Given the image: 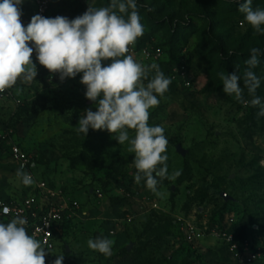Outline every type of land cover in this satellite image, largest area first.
Returning a JSON list of instances; mask_svg holds the SVG:
<instances>
[{
	"label": "rangeland",
	"instance_id": "374dc122",
	"mask_svg": "<svg viewBox=\"0 0 264 264\" xmlns=\"http://www.w3.org/2000/svg\"><path fill=\"white\" fill-rule=\"evenodd\" d=\"M110 2L52 0L48 18L74 19L89 6ZM136 3L144 32L128 54L139 63L158 64L171 79L148 123L164 128L168 173L179 171V177L161 181L159 196L143 180L137 184L128 142L119 144L107 130L90 128L86 136L77 131L86 110L96 111L80 74L61 81L34 54L35 80L18 81L0 93V199L20 200L34 190L35 182L24 186L16 175L22 164L11 148L19 144L29 154L33 178L46 179L80 201L79 217L65 223L58 238L55 255H64L63 264H227L222 230L253 244L264 241V117H257L258 108L226 95L218 74L242 76L250 49L259 48L253 71L261 81L256 96L264 102V34L238 11L243 0ZM20 7L26 27L34 6L24 0ZM252 7L264 9V0H253ZM184 61L190 88L175 75ZM251 98L245 89L244 99ZM134 135L129 130V137ZM222 193L233 199L226 201ZM190 223L197 227L194 241L188 237ZM97 237L114 241L110 256L88 247Z\"/></svg>",
	"mask_w": 264,
	"mask_h": 264
},
{
	"label": "clouds",
	"instance_id": "9594fccd",
	"mask_svg": "<svg viewBox=\"0 0 264 264\" xmlns=\"http://www.w3.org/2000/svg\"><path fill=\"white\" fill-rule=\"evenodd\" d=\"M24 0H0V93L13 88L18 81L31 83L38 75L37 63L61 81L80 74L85 97L96 111L86 110L77 124V131L87 135L89 129L107 130L116 134L119 144L128 142L134 153V180H142L156 195L164 179H176L179 171L169 175L168 139L162 126H151L150 109L159 106L158 97L168 91L171 79L156 63L145 65L129 55L130 48L143 35L144 27L136 0H111L106 7H91L80 16L47 18L34 15L25 27L21 5ZM253 0H243L238 11L259 34H264V9L253 8ZM261 50L253 47L245 61L242 76L219 73L223 92L245 105L258 108L257 117H264V102L256 96L261 81L253 71L259 64ZM104 62H108L106 65ZM241 80L243 87H241ZM147 81V83H145ZM251 100L244 99V91ZM129 130L135 135L130 138ZM264 165V161H261ZM24 186L34 181L23 166L16 172ZM27 219L16 215L0 222V264H45L49 247L29 235ZM114 241L97 237L87 241L88 247L105 256L112 254ZM53 264H63L64 255H56Z\"/></svg>",
	"mask_w": 264,
	"mask_h": 264
},
{
	"label": "built area",
	"instance_id": "2783aa9c",
	"mask_svg": "<svg viewBox=\"0 0 264 264\" xmlns=\"http://www.w3.org/2000/svg\"><path fill=\"white\" fill-rule=\"evenodd\" d=\"M34 6V15H42L48 18L52 0H30ZM134 51V46L130 48ZM156 56H162V49H157ZM178 82L185 87H192V79L186 61L180 63L175 69ZM6 140V136L3 137ZM11 155L17 159L28 174L30 157L28 152L19 144L12 145ZM33 178V176H32ZM33 192L20 200L0 199V222H8L16 215L27 219L26 229L29 235L34 236L41 242L47 241L45 247H49L45 257V264H53L57 258L55 255L58 238L61 230L69 220L79 217L80 201L68 195L62 189L57 188L46 179H35ZM86 215V213H84ZM188 237L194 241L197 227L190 223L187 227ZM221 239L226 243L230 258L227 264H263L264 241L262 244L252 243L250 239L239 238L230 229L221 231Z\"/></svg>",
	"mask_w": 264,
	"mask_h": 264
},
{
	"label": "water",
	"instance_id": "95a60500",
	"mask_svg": "<svg viewBox=\"0 0 264 264\" xmlns=\"http://www.w3.org/2000/svg\"><path fill=\"white\" fill-rule=\"evenodd\" d=\"M177 151H178L179 153H181L183 156H186L187 153H188V151H187L186 149L183 148L182 144H178V146H177ZM222 196L224 197V199H225L226 201H229V200H232V199H233V197H232L231 195L227 194V193H222ZM131 249H132V245H130V246L128 247V250H131Z\"/></svg>",
	"mask_w": 264,
	"mask_h": 264
}]
</instances>
